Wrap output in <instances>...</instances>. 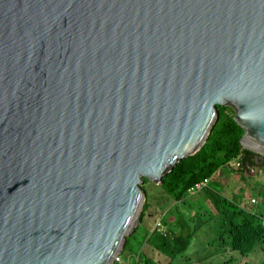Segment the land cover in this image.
Instances as JSON below:
<instances>
[{
  "label": "water",
  "instance_id": "water-1",
  "mask_svg": "<svg viewBox=\"0 0 264 264\" xmlns=\"http://www.w3.org/2000/svg\"><path fill=\"white\" fill-rule=\"evenodd\" d=\"M219 105L264 155V0H0V264H114Z\"/></svg>",
  "mask_w": 264,
  "mask_h": 264
},
{
  "label": "crops",
  "instance_id": "crops-1",
  "mask_svg": "<svg viewBox=\"0 0 264 264\" xmlns=\"http://www.w3.org/2000/svg\"><path fill=\"white\" fill-rule=\"evenodd\" d=\"M244 156L241 155L238 158L243 160ZM252 159L254 164L242 163V168L236 170L224 167L209 178L207 188L194 191L192 194H188L189 189L185 196L179 200L170 195L161 185H159V189L156 188L159 195L153 192L155 189L148 191V202L146 199L148 216H146L145 223L142 226L143 232L147 230L154 233L156 222L160 221L164 229L167 230L165 236L170 233H175L177 236H192L201 224L205 223L197 214L202 211V206L205 205L212 215L210 225L218 216L223 218L222 232L217 233L219 240H221L219 249L226 252L231 251L232 248L222 245V235H224L226 241L233 240L232 220H235V215L232 214V211L242 209L247 212H256L262 210L264 214V194L260 193L264 189V176L262 175L264 172V155L253 153ZM230 164H232V161ZM250 195L253 196L251 200L257 198V201H250ZM226 208L229 210L226 211ZM236 222H240V220H236ZM138 237L142 238L143 234H138ZM137 240V238H133L128 251L122 255L126 264H169L166 261L168 255L158 250V240L151 243L145 242L141 250H139ZM163 259L165 260L162 262Z\"/></svg>",
  "mask_w": 264,
  "mask_h": 264
},
{
  "label": "trees",
  "instance_id": "trees-1",
  "mask_svg": "<svg viewBox=\"0 0 264 264\" xmlns=\"http://www.w3.org/2000/svg\"><path fill=\"white\" fill-rule=\"evenodd\" d=\"M218 109L221 115H219L217 124L214 126L203 148L196 154L181 160L172 172L163 177L161 186L177 200L184 197L191 187L205 179L211 178L217 171L241 155H245L243 160L241 158L243 164L246 162L254 164L252 159L253 152L245 149L241 143L245 130L235 121L233 108L229 105H219ZM147 209L148 205L146 203L139 226L129 237L123 252L119 254L121 261H115L114 264H126L122 255L128 251L133 238L138 239L139 250L142 249L145 242L151 243L158 240V250L172 257L187 249L191 241V235L177 236L175 233H170L165 236L167 230L164 229L162 222H160V226H158L159 221L156 222L154 233L147 230L143 232L142 226L145 223L146 216H148ZM227 210L229 209L226 208ZM232 214L235 215V220H232L234 228L232 232L233 240L226 241L224 235H222V245H227L242 255H249L252 251L257 250L259 245L264 253V214L262 210L247 212L241 209L232 211ZM236 220H240V222H236ZM182 233L184 232L182 231ZM138 234H143V237L139 238ZM259 256L262 259L258 264H264V255Z\"/></svg>",
  "mask_w": 264,
  "mask_h": 264
},
{
  "label": "rangeland",
  "instance_id": "rangeland-1",
  "mask_svg": "<svg viewBox=\"0 0 264 264\" xmlns=\"http://www.w3.org/2000/svg\"><path fill=\"white\" fill-rule=\"evenodd\" d=\"M225 167L230 170H236L234 164H227ZM262 175L264 176V172ZM158 187V184L150 180L146 182L144 189H146L147 196L149 194L148 191L151 189H155L153 192L159 195ZM260 193L264 194V189H262ZM188 194H192V191L190 190ZM251 197L253 196L250 195V201H252ZM146 199L148 202V198ZM202 207V211L197 214L205 223H202L199 229H197V232L191 236V241L187 249L179 252L175 257L168 255L166 261H168L169 264H258L261 261L262 258L259 255L263 256L264 253L259 245L257 246V250L252 251L249 255H242L233 249L228 252L219 249V247H221V240H219V235L217 233L222 232L221 227L223 218L222 216H218L210 225L212 215L208 211L207 206L203 205ZM164 260L165 259H163L162 262Z\"/></svg>",
  "mask_w": 264,
  "mask_h": 264
},
{
  "label": "built area",
  "instance_id": "built-area-1",
  "mask_svg": "<svg viewBox=\"0 0 264 264\" xmlns=\"http://www.w3.org/2000/svg\"><path fill=\"white\" fill-rule=\"evenodd\" d=\"M232 164L235 165V169H238V168H242V161L240 158H236L234 159V161L232 162ZM209 179H205L199 183H197L195 186L191 187L190 190L192 192L194 191H197V190H203L205 188L208 187L209 185ZM257 201V198H252V202H256ZM158 226H160V221L158 222ZM115 261H121V257L120 256H117L116 260Z\"/></svg>",
  "mask_w": 264,
  "mask_h": 264
},
{
  "label": "clouds",
  "instance_id": "clouds-1",
  "mask_svg": "<svg viewBox=\"0 0 264 264\" xmlns=\"http://www.w3.org/2000/svg\"><path fill=\"white\" fill-rule=\"evenodd\" d=\"M233 161H234V160H233ZM233 161H232V162H233Z\"/></svg>",
  "mask_w": 264,
  "mask_h": 264
}]
</instances>
